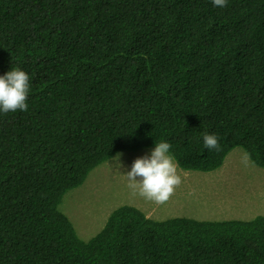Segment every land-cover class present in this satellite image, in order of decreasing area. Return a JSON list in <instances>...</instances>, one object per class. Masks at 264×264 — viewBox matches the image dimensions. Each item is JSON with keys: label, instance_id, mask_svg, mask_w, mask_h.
<instances>
[{"label": "trees", "instance_id": "16d2710c", "mask_svg": "<svg viewBox=\"0 0 264 264\" xmlns=\"http://www.w3.org/2000/svg\"><path fill=\"white\" fill-rule=\"evenodd\" d=\"M12 68L30 91L28 111L0 112V264H264V215L122 206L85 241L59 210L93 169L156 142L185 172L238 147L264 168V0H0V76Z\"/></svg>", "mask_w": 264, "mask_h": 264}, {"label": "rangeland", "instance_id": "374dc122", "mask_svg": "<svg viewBox=\"0 0 264 264\" xmlns=\"http://www.w3.org/2000/svg\"><path fill=\"white\" fill-rule=\"evenodd\" d=\"M154 149L123 151L119 172L112 166L116 154L93 169L84 183L63 197L59 210L67 216L85 241L97 234L113 211L132 206L152 220L186 217L198 221H248L264 215V168L253 164L242 148L231 151L223 166L213 172H185L178 168L182 183L164 204L133 195L123 175L134 161ZM139 180V178H137Z\"/></svg>", "mask_w": 264, "mask_h": 264}, {"label": "clouds", "instance_id": "9594fccd", "mask_svg": "<svg viewBox=\"0 0 264 264\" xmlns=\"http://www.w3.org/2000/svg\"><path fill=\"white\" fill-rule=\"evenodd\" d=\"M212 2L216 7L227 6V0H212ZM29 91L30 77L20 68H12L5 75L0 76V112L7 114L28 111ZM203 141L205 148L210 151L222 150L216 134L203 133ZM171 148L169 142H156L150 155L137 158L131 170L123 175L127 178L128 188L132 190L134 196L139 195L147 201L162 205L174 195L175 189L182 183V177L178 173V165ZM122 156L123 153H117L112 158V166L118 172L124 167L121 163ZM245 163H247V154Z\"/></svg>", "mask_w": 264, "mask_h": 264}]
</instances>
